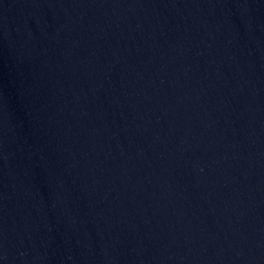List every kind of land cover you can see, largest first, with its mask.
<instances>
[{
	"label": "water",
	"instance_id": "1",
	"mask_svg": "<svg viewBox=\"0 0 264 264\" xmlns=\"http://www.w3.org/2000/svg\"><path fill=\"white\" fill-rule=\"evenodd\" d=\"M0 264H264V0H0Z\"/></svg>",
	"mask_w": 264,
	"mask_h": 264
}]
</instances>
